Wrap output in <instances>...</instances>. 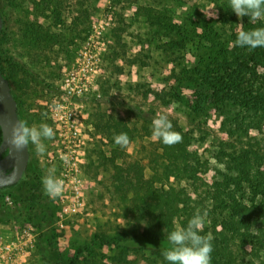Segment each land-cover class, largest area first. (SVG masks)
Returning a JSON list of instances; mask_svg holds the SVG:
<instances>
[{"label":"rangeland","instance_id":"1","mask_svg":"<svg viewBox=\"0 0 264 264\" xmlns=\"http://www.w3.org/2000/svg\"><path fill=\"white\" fill-rule=\"evenodd\" d=\"M0 13L1 64L19 118L29 125L47 123L55 133L44 141L43 154L28 145L29 177L0 190V264H46L36 248L39 230L28 220L23 200L25 184L35 185L33 177L51 209L57 259L68 261L84 247L76 264H169L163 254L147 249L122 258L119 249L92 241L96 233L148 229L142 209L133 207L132 185L125 178L135 162L148 178L147 164L159 160V149L143 129L121 147L104 128L107 119L124 118L128 128L139 129L145 122L130 108L142 114L151 109L154 116L166 113L193 131V163L202 174L194 180L172 173L168 182L154 183L160 190L173 185L187 195L186 215L175 225L184 218L187 224L197 209L206 210L200 234L220 244L233 195L249 208L250 216L244 217L249 227L227 244L223 264H264V55L233 46L241 27H264V20L237 17L229 0H0ZM204 73L218 92L240 87L235 101L220 103L212 88L202 85ZM149 86L164 96L162 101L144 97ZM259 98L258 130L237 136L232 121ZM198 100L202 107L188 117L190 103ZM245 151L250 163L244 167ZM115 165L127 174L122 182ZM53 169L63 182L54 198L42 184ZM220 257L213 250L211 263Z\"/></svg>","mask_w":264,"mask_h":264},{"label":"trees","instance_id":"2","mask_svg":"<svg viewBox=\"0 0 264 264\" xmlns=\"http://www.w3.org/2000/svg\"><path fill=\"white\" fill-rule=\"evenodd\" d=\"M0 16L2 18L1 13ZM2 28L0 30V34ZM254 50V52H256V56L261 57L262 54L264 55V47H257ZM1 61L2 60L0 58V71L9 81V77H7L3 72ZM231 75L234 74L231 73ZM201 77L202 85L207 84L210 88H212L214 94L218 95L217 99L220 101V103H225V101H235L234 98H237L239 95L234 91L238 90L240 87H236L235 90H232L231 87H229V90L224 91V89H221V91L218 92L219 90H217V87L215 88V86L212 85L211 81H213V78H210V76H208L206 73L202 74ZM233 81L234 80L231 82ZM151 95H153L152 101L157 98L162 101L164 97L163 95H160L158 91H155L152 86H149L144 93V97L148 98ZM245 99L246 96H242V100ZM260 102L261 100L259 98L258 102L248 103L249 105L245 109V113L242 118L240 120L235 119L232 121L231 125L234 128L232 131L233 133H236L237 136H240V134L243 133L247 134L250 129L258 130L260 120L257 119V107H260ZM200 106L202 107L200 100H198L197 105L195 104V106L190 103L192 111L189 112L188 117L191 116L192 113L197 110V107L199 108ZM138 111L139 112L134 110V108L129 109V112H132L137 117H141L145 122L139 129L135 126L128 128V126L124 123V118H110L105 121L104 128L109 131V136L113 143H115L114 136L121 132L127 133V136L131 138L136 136L140 129H143L142 132L144 135L152 136V121L156 117L153 115V110L149 109L147 112H143V114L140 110ZM145 113L147 116H145ZM171 122L174 129L182 135L183 139L181 142L171 146L165 145L162 142L153 141L155 147L154 149H159L157 155L159 156V160L153 159V163L147 164L151 171V174L148 178H144L143 169H141L138 162L133 163L129 167L130 170H128L129 172L127 173L130 174L131 172L130 178L127 177V174L124 176L121 174V166H114L115 177L120 179V182H122L124 181L123 178L126 176L127 178H125V181L127 183H131L133 195L131 202L134 205L133 207L142 209L148 223V229L140 233H120L113 234L111 236H108L105 233H96L94 235L92 241L98 240L99 244H108L112 247H115L116 249H119V257L123 258L126 253L137 252L140 249H147L152 253L162 254L167 248H169L170 244L167 239L168 234L174 229V225L179 217L183 215L182 213L186 215L185 211L187 195L183 190H176L173 185H170L168 189L160 190L154 186V183L163 184L168 182L169 176L170 174L172 175V173H175V175H186L190 178L192 177L194 180H196L197 177L202 174L197 168V164L193 163V157H197L191 147L190 137L193 131L182 129V127L176 121L171 120ZM247 153L248 152L245 151L243 154H241V156L244 157L243 159H240V163L243 164L244 167L245 164L250 163V157L247 158ZM155 163H157V166H155ZM28 177L29 174L27 173L26 169L17 183L10 186H5L0 190L15 187L19 183L24 182ZM33 178L34 179H31L36 180L34 181L35 185L29 181L25 184L28 188V191L24 195L23 200L27 207L26 215L28 220L39 230V239L37 241L36 248L46 264H76L80 259V254H82V251L86 248L78 247L75 251L74 258H71L68 261L63 260V258H56V254L54 253V228L50 226L49 221L51 209L47 208V206H45L43 203L41 183L36 177ZM118 186H120V184H118ZM229 197L228 206L226 207L229 208V214L227 217L223 216L221 224L222 229L226 230V232L224 231L220 233V244H212L214 248L213 250L219 253L221 257L211 264H223L222 258L225 257L227 244H229L234 239L235 235L240 234L243 228L248 229L249 227L248 220H245L244 218L245 216H250V211H248L249 208L246 205L237 202L233 195ZM185 219L186 218L180 220V225L186 226ZM95 256H97V254H95ZM95 258L96 257H94L93 260H96Z\"/></svg>","mask_w":264,"mask_h":264},{"label":"clouds","instance_id":"3","mask_svg":"<svg viewBox=\"0 0 264 264\" xmlns=\"http://www.w3.org/2000/svg\"><path fill=\"white\" fill-rule=\"evenodd\" d=\"M229 3L237 17L250 16L253 21L264 20V0H229ZM233 46L249 49L264 47V27L248 31L241 27ZM54 134L53 127L47 123L29 125L26 120H18L8 131L7 143L10 149L16 151H22L32 144L37 153L43 154L46 151L44 141L51 139ZM152 138L168 146L183 139L166 113H160L153 119ZM114 142L121 147L126 146L129 143L127 133L115 135ZM42 184L45 193L53 198L59 196L63 190V182L55 176L54 169L43 177ZM206 217V210L197 209L186 226L175 225L167 237L170 247L162 253L169 264H211L212 237L200 234Z\"/></svg>","mask_w":264,"mask_h":264},{"label":"water","instance_id":"4","mask_svg":"<svg viewBox=\"0 0 264 264\" xmlns=\"http://www.w3.org/2000/svg\"><path fill=\"white\" fill-rule=\"evenodd\" d=\"M0 16V30L2 28ZM20 120L17 102L12 94L8 79L0 71V189L17 183L24 174L29 159V149H10L7 134L13 124Z\"/></svg>","mask_w":264,"mask_h":264}]
</instances>
